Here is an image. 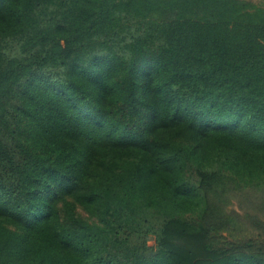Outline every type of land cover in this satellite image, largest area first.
Segmentation results:
<instances>
[{
  "label": "trees",
  "instance_id": "1",
  "mask_svg": "<svg viewBox=\"0 0 264 264\" xmlns=\"http://www.w3.org/2000/svg\"><path fill=\"white\" fill-rule=\"evenodd\" d=\"M0 264H264V7L0 0Z\"/></svg>",
  "mask_w": 264,
  "mask_h": 264
},
{
  "label": "rangeland",
  "instance_id": "2",
  "mask_svg": "<svg viewBox=\"0 0 264 264\" xmlns=\"http://www.w3.org/2000/svg\"><path fill=\"white\" fill-rule=\"evenodd\" d=\"M250 1H252V2H254V3H256V4H258V5L264 7V0H250ZM227 210H228L229 212H231V211L238 210V208H237L236 204H231V205L228 206ZM86 214H87V213H86ZM150 244H151V245L155 244V240H154V238H151V239H150Z\"/></svg>",
  "mask_w": 264,
  "mask_h": 264
}]
</instances>
